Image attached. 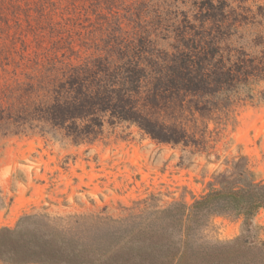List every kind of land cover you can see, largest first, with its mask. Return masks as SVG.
Wrapping results in <instances>:
<instances>
[{
	"label": "rangeland",
	"instance_id": "obj_1",
	"mask_svg": "<svg viewBox=\"0 0 264 264\" xmlns=\"http://www.w3.org/2000/svg\"><path fill=\"white\" fill-rule=\"evenodd\" d=\"M200 3L0 0V230L26 215L117 219L145 200L191 205L219 187V175L230 174L241 158L264 180V102L236 107L220 128L186 114L183 124L198 140L189 147L159 143L94 105L81 108L98 104L117 67L140 62L141 89L129 98L139 117L165 118L147 109L164 104L152 97L148 75L152 62L175 54ZM57 104L75 106L76 118L52 123ZM242 229V218L212 216L200 238L228 242ZM253 233L264 242V211Z\"/></svg>",
	"mask_w": 264,
	"mask_h": 264
},
{
	"label": "trees",
	"instance_id": "obj_2",
	"mask_svg": "<svg viewBox=\"0 0 264 264\" xmlns=\"http://www.w3.org/2000/svg\"><path fill=\"white\" fill-rule=\"evenodd\" d=\"M198 9L195 23L179 33L175 54L152 62L148 75L152 97L164 104H148L147 109L165 118L139 117L134 97L129 98L141 89L140 62L112 71V85L103 88L98 104H83L82 110L94 105L114 120L136 124L159 143L189 147L198 140L183 124L186 114L220 128L236 107L264 102V0H201ZM125 100L130 104H122ZM66 106L51 108L52 123L76 118L77 108ZM218 185L191 205L162 207L145 200L117 219L104 214L67 220L26 215L15 228L0 230V262L264 264V242L253 233V220L264 211V180L241 158L230 174L219 175ZM224 214L243 219L241 236L216 243L201 239L210 218Z\"/></svg>",
	"mask_w": 264,
	"mask_h": 264
}]
</instances>
